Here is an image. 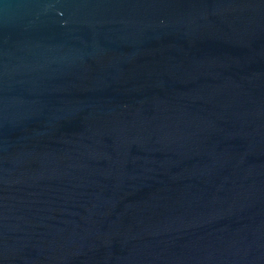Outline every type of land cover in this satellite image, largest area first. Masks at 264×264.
<instances>
[{"label": "water", "instance_id": "obj_1", "mask_svg": "<svg viewBox=\"0 0 264 264\" xmlns=\"http://www.w3.org/2000/svg\"><path fill=\"white\" fill-rule=\"evenodd\" d=\"M0 264H264V0H0Z\"/></svg>", "mask_w": 264, "mask_h": 264}]
</instances>
